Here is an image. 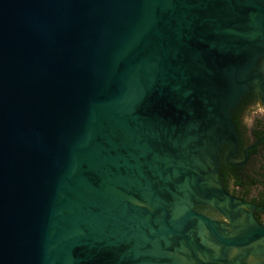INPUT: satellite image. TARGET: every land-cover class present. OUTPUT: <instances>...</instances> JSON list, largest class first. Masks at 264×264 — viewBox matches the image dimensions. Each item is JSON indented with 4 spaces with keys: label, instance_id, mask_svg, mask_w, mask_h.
Instances as JSON below:
<instances>
[{
    "label": "water",
    "instance_id": "1",
    "mask_svg": "<svg viewBox=\"0 0 264 264\" xmlns=\"http://www.w3.org/2000/svg\"><path fill=\"white\" fill-rule=\"evenodd\" d=\"M261 58L264 0H0V264H264L218 170Z\"/></svg>",
    "mask_w": 264,
    "mask_h": 264
},
{
    "label": "flooded vegetation",
    "instance_id": "2",
    "mask_svg": "<svg viewBox=\"0 0 264 264\" xmlns=\"http://www.w3.org/2000/svg\"><path fill=\"white\" fill-rule=\"evenodd\" d=\"M251 76L250 90L241 98L232 111L240 144L235 152L229 145L222 147V153L218 157V170L220 180L229 193L245 201L259 204L260 194L264 190L263 185L254 186L249 194L245 195L235 191L230 181H227L224 176L225 171L232 176L240 170L250 172L257 164L261 166L264 163V120L262 117H256L248 126H245L243 122L244 115L247 112L252 111L260 116L261 112L264 111V58L260 59L259 67L253 71ZM237 115H239L240 124L235 122ZM195 209L218 220H225L214 208L207 205H197ZM254 214L264 224V210H254Z\"/></svg>",
    "mask_w": 264,
    "mask_h": 264
},
{
    "label": "trees",
    "instance_id": "3",
    "mask_svg": "<svg viewBox=\"0 0 264 264\" xmlns=\"http://www.w3.org/2000/svg\"><path fill=\"white\" fill-rule=\"evenodd\" d=\"M235 122L240 124L239 115L236 116ZM224 176L227 181H230L235 191L247 195L254 186H264V163L261 166L257 164L250 172L240 170L232 176H230L229 172L225 171ZM260 199L258 203L264 205V190L260 194Z\"/></svg>",
    "mask_w": 264,
    "mask_h": 264
},
{
    "label": "rangeland",
    "instance_id": "4",
    "mask_svg": "<svg viewBox=\"0 0 264 264\" xmlns=\"http://www.w3.org/2000/svg\"><path fill=\"white\" fill-rule=\"evenodd\" d=\"M263 108V107H262ZM264 110V109H263ZM262 114L260 116H258V114L254 113V112H247L245 115H244V118H243V122H244V125L245 126H248L252 123V121L254 120V118L256 117H262V119L264 120V111L261 112ZM254 193V191H253Z\"/></svg>",
    "mask_w": 264,
    "mask_h": 264
}]
</instances>
